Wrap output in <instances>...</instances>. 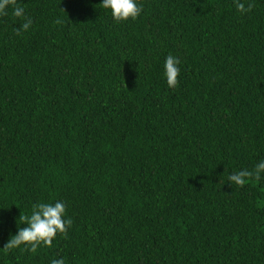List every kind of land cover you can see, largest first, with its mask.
Returning <instances> with one entry per match:
<instances>
[{
	"label": "trees",
	"instance_id": "16d2710c",
	"mask_svg": "<svg viewBox=\"0 0 264 264\" xmlns=\"http://www.w3.org/2000/svg\"><path fill=\"white\" fill-rule=\"evenodd\" d=\"M240 2L116 22L103 0H17L21 35L0 15V249L35 203L73 222L0 264H264V173L228 181L264 161V0Z\"/></svg>",
	"mask_w": 264,
	"mask_h": 264
},
{
	"label": "clouds",
	"instance_id": "9594fccd",
	"mask_svg": "<svg viewBox=\"0 0 264 264\" xmlns=\"http://www.w3.org/2000/svg\"><path fill=\"white\" fill-rule=\"evenodd\" d=\"M103 8L109 9L116 22L135 20L142 11L138 6L137 0H103L100 4ZM235 7L238 12L246 13L252 11L254 5L249 3L247 7L240 0H235ZM11 8L12 15L22 21L16 28V34L21 35L32 25L31 18L25 14V9L21 7L17 0H0V15H7V9ZM59 24L60 21L57 20ZM178 57L169 55L164 64L166 82L169 88H176L179 85L180 65ZM264 173V161L259 162L254 170H240L228 176L229 184L243 187L250 179L260 180ZM66 206L63 201L53 203L39 202L32 205L30 215L19 216V221L26 227L18 226L17 234L11 236L4 245V251L25 247L26 251L36 253L38 248L43 245L52 247V242L57 234L67 236L68 229L72 226L71 218L65 219ZM51 264H64L63 259H53Z\"/></svg>",
	"mask_w": 264,
	"mask_h": 264
}]
</instances>
